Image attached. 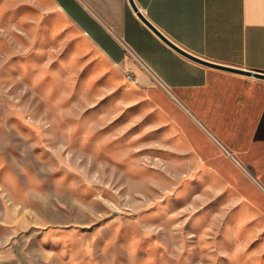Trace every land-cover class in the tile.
Returning <instances> with one entry per match:
<instances>
[{
  "label": "rangeland",
  "instance_id": "374dc122",
  "mask_svg": "<svg viewBox=\"0 0 264 264\" xmlns=\"http://www.w3.org/2000/svg\"><path fill=\"white\" fill-rule=\"evenodd\" d=\"M130 59L0 0V264H264V80Z\"/></svg>",
  "mask_w": 264,
  "mask_h": 264
},
{
  "label": "crops",
  "instance_id": "0c3cea01",
  "mask_svg": "<svg viewBox=\"0 0 264 264\" xmlns=\"http://www.w3.org/2000/svg\"><path fill=\"white\" fill-rule=\"evenodd\" d=\"M53 1L113 63L129 66L132 56L127 48L170 89L205 83L210 69L162 43L138 20L127 0ZM133 1L156 28L185 50L213 62L264 73V0Z\"/></svg>",
  "mask_w": 264,
  "mask_h": 264
},
{
  "label": "water",
  "instance_id": "95a60500",
  "mask_svg": "<svg viewBox=\"0 0 264 264\" xmlns=\"http://www.w3.org/2000/svg\"><path fill=\"white\" fill-rule=\"evenodd\" d=\"M128 4L135 14V16L138 18V20L146 27L148 28L162 43H164L167 47H169L171 50L179 54L180 56L184 57L185 59L194 62L198 65H201L203 67L209 68V69H214L222 72H227V73H233V74H238V75H243L247 77H253L256 79L264 80V73L262 72H257V71H250L246 70L240 67H235L231 65H226V64H221L217 62H213L210 60H207L205 58H202L198 55H195L181 46L177 45L174 43L172 40H170L167 36H165L158 28H156L149 20L148 18L140 11L138 6L133 0H127ZM185 111H187L184 106H182L175 98H173ZM202 127V126H201ZM204 129V128H203ZM204 131L221 147V149L226 153L227 155L229 152L206 130ZM233 161L237 163V161L231 157ZM253 180H255L254 177H252ZM261 187V186H260ZM264 189V188H261Z\"/></svg>",
  "mask_w": 264,
  "mask_h": 264
},
{
  "label": "built area",
  "instance_id": "2783aa9c",
  "mask_svg": "<svg viewBox=\"0 0 264 264\" xmlns=\"http://www.w3.org/2000/svg\"><path fill=\"white\" fill-rule=\"evenodd\" d=\"M129 53V55H131V56H133L132 54H130V52H128ZM147 71V70H146ZM149 72V71H148Z\"/></svg>",
  "mask_w": 264,
  "mask_h": 264
}]
</instances>
